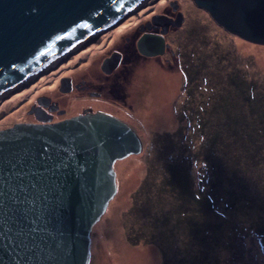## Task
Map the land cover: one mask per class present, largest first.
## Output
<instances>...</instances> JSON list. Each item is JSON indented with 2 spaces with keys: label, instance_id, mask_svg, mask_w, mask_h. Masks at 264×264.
I'll return each mask as SVG.
<instances>
[{
  "label": "rangeland",
  "instance_id": "rangeland-1",
  "mask_svg": "<svg viewBox=\"0 0 264 264\" xmlns=\"http://www.w3.org/2000/svg\"><path fill=\"white\" fill-rule=\"evenodd\" d=\"M137 4L98 38L0 92V129L27 119L38 94L60 97L69 113L93 102L60 87L61 80L101 78L112 44L124 43L141 21L166 17L163 7L174 22L181 14L166 35L175 50L170 64L133 66L124 86L132 110L105 103L134 128L142 151L114 163L116 194L92 228L89 264H264V207L252 197L264 190V148H257L264 138V44L227 32L193 0ZM247 141L252 175L223 188L218 173L245 159Z\"/></svg>",
  "mask_w": 264,
  "mask_h": 264
},
{
  "label": "water",
  "instance_id": "water-1",
  "mask_svg": "<svg viewBox=\"0 0 264 264\" xmlns=\"http://www.w3.org/2000/svg\"><path fill=\"white\" fill-rule=\"evenodd\" d=\"M138 2L0 0V92L96 39ZM193 2L227 32L264 44V0ZM180 18L163 22L164 30ZM137 44L154 56L164 40L144 35ZM112 58L103 60L104 73ZM141 151L131 126L90 107L56 122L0 129V264H89L92 228L116 194L114 163Z\"/></svg>",
  "mask_w": 264,
  "mask_h": 264
},
{
  "label": "flooded vegetation",
  "instance_id": "flooded-vegetation-1",
  "mask_svg": "<svg viewBox=\"0 0 264 264\" xmlns=\"http://www.w3.org/2000/svg\"><path fill=\"white\" fill-rule=\"evenodd\" d=\"M165 9L163 7V13H165L166 16L164 21H161V23H153L152 19L149 17L148 19L141 21L137 27L134 28L135 31L132 32L131 36L125 39L124 43L122 42L121 44L111 45L110 50L103 58L104 60L110 57V55L113 56L109 62V67H111L116 62V64L111 67L109 73L103 72L102 77L96 78L94 81L87 80L85 78H80L79 80L73 81L71 78V83H68L66 87H72V89L74 88L76 92L80 94L79 96L81 98L88 97L94 99L93 102L88 100L87 105L80 107V109H74L70 111L71 113H69L68 109L64 107L68 104L61 103L60 97L53 98L47 94H38L35 97L34 102L31 104L30 110L28 113L26 112L27 119L15 123L40 124L44 122H56L71 116L79 115L81 108L88 107L91 108V112L101 111L123 120L119 115L107 109L111 108L110 102H112L121 106L122 108L132 110V106L128 104V96L125 94L124 86H126L129 75L132 74L133 66L139 62H146L148 59L156 60L155 63H162L165 61L164 63L168 65L170 64L171 60L175 58V50H173L170 44L166 42V35L170 32L171 27L168 25L164 30V26L162 25L163 22L173 21L175 14L170 9ZM144 35H149L151 37H162L164 40L163 52L154 56H145L142 54L138 49L137 42L138 39ZM91 45L94 46L97 44ZM160 56L162 57V60L160 59ZM60 70L61 69H59L57 72ZM37 77L35 79H37ZM105 103L108 104L106 106L107 109H105ZM73 104H75V107L81 106L79 101ZM125 122L127 123V121ZM127 124L130 125V123Z\"/></svg>",
  "mask_w": 264,
  "mask_h": 264
},
{
  "label": "trees",
  "instance_id": "trees-1",
  "mask_svg": "<svg viewBox=\"0 0 264 264\" xmlns=\"http://www.w3.org/2000/svg\"><path fill=\"white\" fill-rule=\"evenodd\" d=\"M254 104H256V103H254ZM252 110H253V108H252ZM239 112H241V108L240 107H239ZM258 128L264 133V126H260ZM262 132H259V133H262ZM256 140L257 139H252L249 142L250 143H255V146H256V144H257ZM247 143H248V141L244 144V147H245V145H246V147H248L246 150H244V152H248L247 154H245L246 155L245 159L244 160H238V162L237 161L236 162H231V168L228 167L226 164H224L223 165V171L225 170V174L228 172L227 175L222 174V173H218L220 175H217L216 183H219L223 188L225 186L228 187L230 182H232V181H233V184H235V182H236L237 185H240L246 178L249 179L250 176L252 175L253 171L251 169L250 170H246L245 169L246 165L251 162V154H252V151H253V150L252 151L250 150V147H251L250 143H248V144ZM257 148L258 149H263L264 148V138L259 141ZM216 164H217V161H213L211 163V167L213 169H215ZM219 167H221V165H219ZM258 173H262V172L258 171ZM261 180H262V178H261ZM257 182H258V185H259L260 181L258 180V178H257ZM260 186L262 187V186H264V184L263 185L261 184ZM206 190H209V187L206 188ZM230 196H232V193L230 194ZM252 197H254L256 199V202L258 203L260 208L264 207V190H263V194L255 193L254 196H252ZM205 206H207V203H206ZM210 206L211 207L213 206L211 202H210ZM210 206L208 204L207 209H209V211L211 210ZM210 213H215L214 216L220 214V213H217L216 211H213V212H210ZM192 224H194L197 227H201V225L199 223H192ZM219 242L220 241H215L216 244H218Z\"/></svg>",
  "mask_w": 264,
  "mask_h": 264
},
{
  "label": "bare ground",
  "instance_id": "bare-ground-1",
  "mask_svg": "<svg viewBox=\"0 0 264 264\" xmlns=\"http://www.w3.org/2000/svg\"><path fill=\"white\" fill-rule=\"evenodd\" d=\"M138 6H139L138 4H135L134 7L132 6L133 8L130 10V13H129V14H131V13H132V12L138 7ZM129 14H128V15H129ZM128 15H126L125 18L128 17ZM123 16H124V15H123ZM121 17H122V16H121ZM100 34H101V33H100ZM99 36H100V35H99ZM99 36H98V37H99ZM98 37H96V38H98ZM60 57H62V56H60ZM60 57L55 58V59H52L50 62L46 63L45 65H48V64H50V63H55L56 60L59 59ZM55 64H56V63H55ZM43 66H44V65H43ZM43 66H42V67H43ZM61 66H62V65H61ZM51 68H52V67H51ZM54 70H55V69H54ZM51 71H53V70H51ZM48 74H49V73H48ZM34 75H35V74H34ZM22 79H30V77L27 76V77H24V78H22ZM22 79H21V80H22ZM19 81H20V80H19ZM19 81H18V82H19ZM23 82H24V81H23ZM16 84H17V82H16ZM21 87H22V86H21ZM7 88H8V87H7ZM7 88H4L3 90H6ZM22 88H23V87H22ZM3 90H2V91H3ZM2 91H1V92H2Z\"/></svg>",
  "mask_w": 264,
  "mask_h": 264
},
{
  "label": "clouds",
  "instance_id": "clouds-1",
  "mask_svg": "<svg viewBox=\"0 0 264 264\" xmlns=\"http://www.w3.org/2000/svg\"><path fill=\"white\" fill-rule=\"evenodd\" d=\"M66 119V118H65ZM13 125V124H12ZM129 125V124H128ZM130 126V125H129ZM116 187H117V184H116ZM90 252H91V247H90ZM90 258H91V256H90Z\"/></svg>",
  "mask_w": 264,
  "mask_h": 264
}]
</instances>
